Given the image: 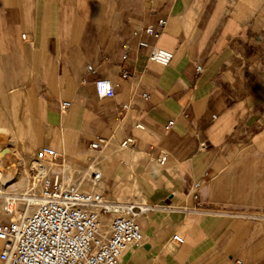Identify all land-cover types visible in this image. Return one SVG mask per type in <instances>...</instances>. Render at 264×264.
Segmentation results:
<instances>
[{"label": "crops", "instance_id": "obj_1", "mask_svg": "<svg viewBox=\"0 0 264 264\" xmlns=\"http://www.w3.org/2000/svg\"><path fill=\"white\" fill-rule=\"evenodd\" d=\"M161 19L159 38L144 31ZM0 56L59 118L47 176L81 187L100 171L112 200L148 206L127 264H264V0H0ZM99 77L114 97L97 96ZM15 141L0 127V165Z\"/></svg>", "mask_w": 264, "mask_h": 264}, {"label": "built area", "instance_id": "obj_2", "mask_svg": "<svg viewBox=\"0 0 264 264\" xmlns=\"http://www.w3.org/2000/svg\"><path fill=\"white\" fill-rule=\"evenodd\" d=\"M167 21L161 19L159 29L154 25L144 31L159 38ZM136 33V32H135ZM147 41H141V47H147ZM123 59L129 57V47L122 45ZM149 59L161 65H169L174 57L172 51L160 46H152ZM94 71L93 66H89ZM201 71L202 68L199 67ZM129 77V72H124ZM99 98H111L116 95L112 80L99 77L95 82ZM103 93V94H101ZM70 101L62 102L63 109L71 106ZM127 108V106H125ZM173 125L170 121L167 128ZM105 139L98 136L92 142L93 149H101ZM133 138L122 142L129 146ZM59 152L52 146L41 148L38 159L57 160ZM165 156L161 157L163 162ZM102 172L94 171L90 176L92 190H83L79 185L65 181L59 176L46 177L43 190L31 213H19V206L9 200L3 212L6 220L0 222V258L4 264H127L125 251L132 245L142 242L144 235L137 219L138 214L148 206L122 204L112 200L99 189ZM200 183H195L199 187ZM110 219L108 231L101 227V218ZM178 243L184 238L173 236ZM238 264H243L241 261Z\"/></svg>", "mask_w": 264, "mask_h": 264}, {"label": "rangeland", "instance_id": "obj_3", "mask_svg": "<svg viewBox=\"0 0 264 264\" xmlns=\"http://www.w3.org/2000/svg\"><path fill=\"white\" fill-rule=\"evenodd\" d=\"M2 58L0 56V68L7 66L8 70H0V127L11 131L12 140L15 141L16 138L15 142L18 148L17 151L10 150L7 147L4 148L3 157L5 158L6 167L0 165V172L2 174L0 178H10L16 175L18 176L15 178H19L17 172H21L23 169L24 175L34 178L37 175V165L39 163L55 167L57 160H41L38 159V154L44 146L54 147L53 141L59 136L57 131L59 118L56 113L49 110L48 105L42 100L40 95L42 88L31 86V80L27 77V71H23V80L17 78L16 75L18 73L21 74L22 71L17 73L15 69H12L15 67V64L7 63ZM2 138L3 144L6 145L10 138L5 134ZM31 145L35 146L33 153H29V146ZM18 151L21 152L22 157L17 153ZM24 157L27 160L26 163H24ZM34 158H37V160H34V163H32V159ZM63 179L76 184L79 178ZM11 184L13 183H8L6 185L7 188ZM42 186L41 181L37 188L32 191L34 193L33 196L28 195L25 200H18L19 211L23 213L34 211L36 207L35 201L39 199L38 195L41 194ZM92 187L90 178H86L84 185L81 186L83 190H92ZM12 192L16 193L17 190L11 189ZM0 201L1 205L7 202L3 198ZM29 202H33V206H29ZM4 220H6V216L4 214L0 215V222Z\"/></svg>", "mask_w": 264, "mask_h": 264}, {"label": "bare ground", "instance_id": "obj_4", "mask_svg": "<svg viewBox=\"0 0 264 264\" xmlns=\"http://www.w3.org/2000/svg\"><path fill=\"white\" fill-rule=\"evenodd\" d=\"M48 169H49L48 166H46L44 163H39L37 165L38 172L34 178H31L30 176H26L24 174L19 178H0V199L3 198L6 201L11 200L15 204H17L18 200H25L28 195L33 196L34 193L32 191L37 188V186L40 184L41 181L43 185L44 180L47 177ZM8 183H13V184L8 186L7 188L6 185ZM11 189L17 190L18 193L17 192L11 193ZM42 190H43V186H42ZM18 197H22V198H18ZM4 205L5 204L1 205V201H0V206H1L0 210L2 211L3 214H4L3 212ZM28 205L33 206V202H29ZM18 212L20 214L22 213V211H19V210ZM109 222H110V219L108 217L101 218V227L104 232L108 231Z\"/></svg>", "mask_w": 264, "mask_h": 264}, {"label": "snow or ice", "instance_id": "obj_5", "mask_svg": "<svg viewBox=\"0 0 264 264\" xmlns=\"http://www.w3.org/2000/svg\"><path fill=\"white\" fill-rule=\"evenodd\" d=\"M101 94H103V93H101Z\"/></svg>", "mask_w": 264, "mask_h": 264}]
</instances>
